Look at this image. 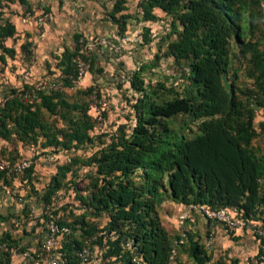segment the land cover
Masks as SVG:
<instances>
[{
    "label": "trees",
    "instance_id": "1",
    "mask_svg": "<svg viewBox=\"0 0 264 264\" xmlns=\"http://www.w3.org/2000/svg\"><path fill=\"white\" fill-rule=\"evenodd\" d=\"M2 1H19L30 8L27 0H0V7ZM125 4L115 0L108 12L119 36L131 20L162 21V27H170L157 40L152 27L144 26L139 47L157 40L158 51L137 70H126L127 87L136 96L134 124L119 126L109 143L99 134L98 119L90 113L91 94L96 91L97 98L109 106L110 102L108 92L97 84L78 87L76 56L82 35L58 58L60 75L52 82L62 90L35 91V85L25 84L9 89L10 96L0 105V141L40 145L43 153L98 147L88 157L74 154L58 165L41 190L31 160L21 181L28 196L11 194L7 205L2 204V196L11 181L0 172V264H13L15 257L27 264L41 252L48 230L37 234L36 227L28 230L27 223L21 224L30 217L31 196L43 208L41 226L54 220L62 230L56 248L61 264H83L80 253L85 247L97 248L98 259L108 264H170L174 249L173 264H182L181 251L187 253L188 264H227L212 262L205 244L189 229L184 242L176 246L180 234H170L161 218L166 202L214 210L237 208L243 218L264 228V151L254 145L256 138L264 137V120L255 124L258 110L264 108L263 0H139L134 15L125 13ZM16 33L12 23L0 24V62L15 57V48L5 42ZM30 45H22V50L28 53ZM91 54L90 50L89 72L103 75ZM167 59L177 66L187 63L188 82L181 90L176 83H153L155 69ZM242 60L251 82L246 86L236 83L240 67L234 61ZM223 77L231 82L230 91ZM64 88H77L79 98L70 100ZM27 91L36 99L26 101ZM107 113H102L104 120ZM177 122L180 125L175 127ZM186 127L190 134L184 132ZM22 159L27 158L4 160L15 164ZM69 191L77 204L54 210L57 195ZM25 201L24 208L17 210ZM15 225L23 226V234L15 233ZM26 252L31 258L24 257Z\"/></svg>",
    "mask_w": 264,
    "mask_h": 264
},
{
    "label": "crops",
    "instance_id": "2",
    "mask_svg": "<svg viewBox=\"0 0 264 264\" xmlns=\"http://www.w3.org/2000/svg\"><path fill=\"white\" fill-rule=\"evenodd\" d=\"M27 1L31 9L19 1H2L3 4L0 7V24L10 22L17 31L14 38H9L5 42L7 47L15 48V57H7L5 63L0 62V102L10 96L9 89H20L25 84L36 86L41 82H52L57 79L60 75V70L56 67L59 62L58 58L66 49L74 48L77 45L78 35L95 36L97 39H112L111 34L115 35V31L118 30L116 24L111 22L108 17V12L112 10L115 0ZM125 1V5H127L130 0ZM26 9L31 10L36 15L47 14V22L43 26H38L34 21L24 23L22 18ZM125 13L135 14L129 8ZM156 13L164 17L160 10H156ZM141 23L143 27H152V34L157 38V33L154 32L153 28H161L162 21L154 24ZM130 25L131 23L123 36L117 35L118 40L127 38L123 47L134 42L139 46L141 37L139 34L133 33L136 30L133 32L129 30ZM157 40L151 46L137 48L138 53L133 55L129 62H126L128 71L137 70L139 66L148 62L157 53ZM26 43L31 44L28 53L22 50V45ZM91 51V55L97 59V68H103L104 74L88 72L80 85L91 87L97 84L106 88L107 92V87H111L107 82L108 80L113 82L114 78L105 66L110 64V61L114 58L110 53H116L117 51H113L105 45H96ZM120 56L126 57L125 55ZM25 155L30 156L32 153L28 151ZM14 185L16 186L17 183ZM9 199L10 196H6L4 193L2 204L7 205ZM187 208V206L172 202L165 203L161 218L167 230L169 228L175 229L173 232L168 230L170 234L181 233L182 216ZM183 226L202 240L212 258V262L224 260L229 264L231 260H235L237 264H264V261L259 260L261 253L259 239L247 229L227 233L222 224L208 221L201 211L191 212L184 221ZM179 260L182 264L190 263L185 251L179 253Z\"/></svg>",
    "mask_w": 264,
    "mask_h": 264
},
{
    "label": "rangeland",
    "instance_id": "3",
    "mask_svg": "<svg viewBox=\"0 0 264 264\" xmlns=\"http://www.w3.org/2000/svg\"><path fill=\"white\" fill-rule=\"evenodd\" d=\"M139 0H130L127 3V7L130 9L132 13L137 12V4ZM131 27L130 31L134 34H139L141 37L143 34V24L141 22H138L136 20H131ZM154 32L157 33V38L165 37L170 32V27L164 26L161 28H153ZM118 31V30H117ZM115 31V35L111 34V38L109 39L113 42H119L120 40L117 39L118 32ZM132 34V33H131ZM116 36V37H114ZM89 37V36H86ZM94 39H97L94 36ZM140 48L138 45L134 43L126 44L125 47H122V49L118 50L116 53H110L111 56H114L112 61H110V64H107L105 68L111 72L112 78H114L113 82L109 81V85L111 87H107L108 89V98L110 102V106L107 109V118L100 121V131L103 134V140L107 143L111 141V138L115 136L116 133L119 131V126L121 125H132L135 123V111H134V104L136 96L131 93L129 88L128 82H126V70H127V61L129 62L133 55H136L138 53V49ZM120 55H125L126 57H122ZM129 57V58H127ZM154 57V56H153ZM151 57L149 60H152ZM148 60V61H149ZM235 67H240L238 72V77L236 80V83L238 86H246L250 85L251 82L245 77V61L242 60L240 62L234 61ZM155 75H153V83L155 84L158 80L160 81H166L168 83V86L172 83L178 84L176 87L181 90L185 85L187 84V80L184 78L186 74H188V68L187 63H182V65H175L171 59L162 60L161 63H159V67L155 69L154 71ZM109 77L108 75L106 76ZM179 78V79H178ZM121 82L122 87L118 88V83ZM230 82V81H229ZM231 83V82H230ZM94 84V83H93ZM81 89L89 88V85H79L78 86ZM106 89V88H103ZM68 98L70 100H75L76 98H79V95L77 94V88H64ZM95 107L93 102H91V106ZM91 114L95 117L97 116V108H93L91 111ZM264 120V108L258 110L255 118V124L258 126L260 122ZM60 124V123H59ZM180 125V122H177L175 124V127H178ZM192 128L195 129L194 125H191ZM186 134H190V130H188V127L185 128L184 131ZM254 145L261 148L262 151H264V137H258L254 140ZM98 149L97 146H93L92 148L85 147L84 149H81L77 152H55L53 149H47L46 153L42 152L41 146H33L28 144H22L21 142H2L0 141V158H7V159H18L21 157H28L29 159L33 160L36 166L37 170V177L38 182L36 187L38 190H41L45 187V185L48 183L50 177L54 175L57 171V166L64 164L67 162L69 157L73 156L74 154L82 155L84 157L90 156L94 151ZM30 151L32 155L27 156L25 155L26 152ZM44 154V155H43ZM47 155V156H45ZM53 157L54 159L51 161H46V157ZM87 169H83L81 171V174H83ZM26 188H24L21 184V182H17V185H14L13 191L11 194H14L18 197H23L24 199L28 196V191ZM74 196L75 194L72 193V191H69L68 193H60L57 195V198L55 199V206L54 210H57L61 206H66L67 204H77L74 203ZM27 203L31 206L30 211V217L23 219L21 224L27 223V228L30 230L32 227H36V233L41 234L43 231L46 233V229L49 230V225L43 227L41 224L43 223L42 219V210L43 208L38 206L36 197L31 196L28 198ZM26 204V201L24 204L18 205L17 210H22L24 208V205ZM162 214V213H161ZM59 218V216H57ZM56 217V219H57ZM16 226V225H15ZM171 232L175 231V229H168ZM15 233L16 234H23V226L18 225L15 227ZM175 234V233H172ZM97 248L91 250L90 249V257L89 260L91 262L89 264H108L100 259H98V252ZM24 260L21 257H15L13 260V264H24ZM27 264H47L48 260L45 256H41L36 258L33 261H26ZM85 264H88L85 263Z\"/></svg>",
    "mask_w": 264,
    "mask_h": 264
},
{
    "label": "built area",
    "instance_id": "4",
    "mask_svg": "<svg viewBox=\"0 0 264 264\" xmlns=\"http://www.w3.org/2000/svg\"><path fill=\"white\" fill-rule=\"evenodd\" d=\"M48 19L47 14L36 15L31 10L26 9L23 15V22L29 23L34 21L38 26H43ZM127 41V38H123L119 42H113L108 38H99L94 39V37H86L82 36L79 40V49L76 56V66H77V83L78 86L81 84L86 74L90 71L91 68V60L88 58L89 51L96 45H105L109 46L113 51H118L122 49L123 44ZM62 90V86L55 82H41L35 86V91H59ZM23 98L26 101H33L36 99V96L27 91L23 94ZM92 102L95 105L91 106L92 108H97V119L98 126L100 127V121L102 120V113L104 110L109 108V104L104 99L97 98L96 91H93L91 94ZM5 102H0V105H3ZM54 158L46 157V161H51ZM31 159H22L15 164H11L5 161L3 158H0V172H6L9 180L11 181V186L7 189L5 193L6 196H11V193L14 192V184L17 182H21L25 171L30 168ZM193 211H201L205 217L211 222H217L223 225L225 231L227 233L236 232L240 229H247L251 231L260 242V247L262 250V254L259 257V260L264 261V228L260 222L251 219H245L240 214L237 208H221V209H211L207 205H192L188 206L186 212L182 216V228L180 233V239L176 242V246L182 244L186 238L187 229L183 226L184 221L189 217L191 212ZM62 230L55 223L54 220L49 223L48 236L44 242H42L38 257L45 256L48 260L47 264H61L60 257L56 254V248L58 245L59 234ZM177 251L174 249L172 251V258L170 264L174 263V257L176 256ZM13 256H17L15 251H12ZM25 258H31V255L26 252L24 254ZM80 257L82 258L83 264L87 263L90 257V248L85 247L80 253Z\"/></svg>",
    "mask_w": 264,
    "mask_h": 264
},
{
    "label": "water",
    "instance_id": "5",
    "mask_svg": "<svg viewBox=\"0 0 264 264\" xmlns=\"http://www.w3.org/2000/svg\"><path fill=\"white\" fill-rule=\"evenodd\" d=\"M223 81H224V85H225L226 89L228 91H230L232 88V84L228 81V79L226 77H223Z\"/></svg>",
    "mask_w": 264,
    "mask_h": 264
}]
</instances>
